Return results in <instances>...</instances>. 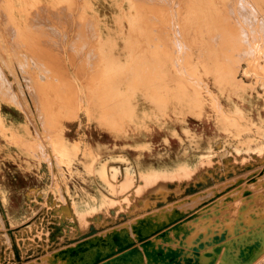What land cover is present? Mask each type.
I'll return each mask as SVG.
<instances>
[{
    "label": "rangeland",
    "instance_id": "1",
    "mask_svg": "<svg viewBox=\"0 0 264 264\" xmlns=\"http://www.w3.org/2000/svg\"><path fill=\"white\" fill-rule=\"evenodd\" d=\"M0 1V25L8 21L11 28L0 27V264H264V0H214L216 15L190 38L180 33L187 0H139L136 9L156 11L152 28L164 27L161 39H169L160 54L196 92L200 107L153 110L144 91L123 102L131 107L121 119L100 112L110 102L99 91L114 72L113 54L138 46L126 37L131 20L123 18L126 30L119 31L113 0H75L85 5L83 17L66 12L68 0ZM150 34L131 32L139 40ZM227 34L238 47L222 45ZM169 41L174 53L164 46ZM1 44L9 47L7 57ZM227 47L238 50L224 55ZM210 50L212 58L235 64L236 84L222 73L213 77V59L210 67L202 63Z\"/></svg>",
    "mask_w": 264,
    "mask_h": 264
},
{
    "label": "bare ground",
    "instance_id": "2",
    "mask_svg": "<svg viewBox=\"0 0 264 264\" xmlns=\"http://www.w3.org/2000/svg\"><path fill=\"white\" fill-rule=\"evenodd\" d=\"M13 1V0H12ZM32 1V0H31ZM114 2H113V5H114V8L116 7V9L118 10V18H119V23H118V28H119V31L121 32V33H123L126 29H124V27H125V25L122 23V19L123 18H126V19H128V21H130V22H132L131 23V26L129 27V29H128V32H130V35H126V37H128V39L130 38V39H132V38H134L135 40H132L133 42L132 43H136L137 44V46L138 47H136V48H133V49H131L130 51L126 48V52H124V50H122V52L120 53V52H116V53H114L113 54V58L115 59V64L113 65V67L115 66V68H114V72L113 73H111V74H108V75H106V77L104 76L103 78H106V81H104V83H103V86H101V87H103L102 89V91L100 92L99 91V93H100V95H101V97L103 96V98L105 97V99L104 100H106V97H108L107 99H109L108 101H107V103H109L110 102V104H108L109 106L108 107H106L105 105L103 106V109H101V111L100 112H107L108 114L110 113V115H113V117H117V118H119V119H121V118H123L124 116L123 115H125V113H127L129 110H130V107L129 106H127L126 104H123V102H126L127 100V98H128V96L130 95V97L131 96H133V97H135V96H137V94L139 93V94H142L144 91V94L145 95H147V96H149L148 97V99L151 101V103H152V105H151V107H152V109L154 110V108H153V106L155 107V110H157L156 108L158 107V108H165V110L167 111V110H169V109H171V110H173V111H175V110H177V109H181V107H182V105H184V104H186V103H190V105H192V107L191 108H194V107H200V104H199V102H200V100L198 99V100H196L195 98H194V96L196 95V92L195 91H193V90H191V89H189V88H187V86L185 85V84H183V82L181 81V79H180V77H181V75L177 72L178 70H176V68H175V66H174V64L172 63V61H170V60H167V58H164L163 57V55L162 54H160V53H163V52H161L162 50H160L159 48H160V44H165V42L167 41V40H169L168 39V37L167 36H164L165 38H164V40L163 39H161V36H162V33H163V31H165L164 30V27H162V26H157L156 27V29L154 28H152V26L154 25V21H153V17H152V15H154V13H155V16H156V11L154 12L152 9H150V10H148V9H143V10H139V9H136L135 8V6H136V4H141L140 2H139V0H113ZM140 1H142V0H140ZM144 2L146 1V0H143ZM150 1V0H149ZM153 1H156V0H153ZM160 1H162V0H160ZM159 1V2H160ZM179 1V0H178ZM181 1H183V0H181ZM222 1V0H221ZM230 1V0H229ZM241 1V0H240ZM253 1V0H252ZM257 1H259V0H257ZM1 2V1H0ZM4 2H6V0L4 1ZM4 2H2V3H4ZM35 2V1H34ZM80 2V1H79ZM157 2V1H156ZM158 2V3H159ZM187 3H186V5L188 6V5H190L191 4V7H189L188 8V10H185V11H182L183 13V15H184V12H185V15L184 16H181V17H184L183 19H181L180 18V23H181V28H180V33H182L181 34V36H185V37H187L188 35H189V33L191 32V31H194V30H200L199 32H198V34H200V32H202L201 31V23H203V22H205L206 23V21L207 22H209L208 20H212L213 19V17L216 15L215 13H216V10H215V8L213 7L214 5H213V2H214V0H187L186 1ZM254 2V1H253ZM28 3H29V1H28ZM143 3V2H142ZM168 3V2H167ZM231 3V2H230ZM234 3H235V1H234ZM26 4V3H25ZM35 4V3H34ZM145 4V3H144ZM143 4V5H144ZM156 4V3H155ZM154 4V5H155ZM172 4H173V2H172ZM178 4V3H177ZM185 4V3H184ZM216 4H219V3H217L216 2ZM5 5H7V3L6 4H4V6ZM32 5H33V3H32ZM41 5V4H40ZM46 5V4H45ZM62 5V4H61ZM152 5V4H151ZM162 5V4H161ZM242 5V4H241ZM250 5H252V4H250ZM254 5H256V3L254 4ZM258 5V4H257ZM21 6V5H20ZM26 6V5H25ZM141 6V5H140ZM158 6V5H157ZM182 6V5H181ZM217 6V5H216ZM226 6V5H225ZM238 7H239V5H237ZM41 7V6H40ZM46 7V6H45ZM66 7H67V9H65L66 10V12L68 13V14H72V15H78V16H84V14H85V12H86V9H85V5L83 4V3H78L77 1H75V0H68V2H67V4H66ZM65 7V8H66ZM131 7H134L135 8V11L133 12V11H130L132 8ZM154 7H156V5L154 6ZM178 7V6H177ZM176 7V8H177ZM219 7V6H218ZM242 7H243V5H242ZM253 7V6H252ZM260 7V6H259ZM2 9H4L3 7H1ZM8 8V7H7ZM32 8H33V6H32ZM41 8H43V7H41ZM133 8V9H134ZM256 9H258V7H255ZM254 8V9H255ZM187 9V8H186ZM227 9V8H226ZM238 9H240L241 10V8H238ZM245 9V8H244ZM255 9V10H256ZM6 10L7 9H5V12H6ZM30 10V9H29ZM39 10H41V9H39ZM47 10V9H46ZM45 10V11H46ZM50 10V9H49ZM59 10H60V8H59ZM61 10H63V9H61ZM158 10H160V9H158ZM250 10H252V9H250ZM33 11V10H32ZM44 10H43V12H45ZM51 11H53V10H51ZM170 11V10H169ZM223 11V10H222ZM225 11V10H224ZM228 11V10H227ZM258 11H261V10H258ZM4 12V11H3ZM36 12V11H35ZM62 13H64L63 11H61ZM133 12V13H132ZM161 12V11H160ZM159 11H158V13H160ZM232 12V11H231ZM242 12V11H241ZM2 13V10H0V14ZM9 13V12H8ZM40 13V12H39ZM42 13V12H41ZM40 13V14H41ZM47 13H50V12H47ZM47 13H45L46 14V17L48 16L47 15ZM55 13H56V10H55V12H54V15H55ZM67 13H65V14H67ZM219 13V12H218ZM254 13V12H253ZM263 13V12H262ZM7 14V13H6ZM50 14H53L52 12L50 13ZM58 14H60V13H58ZM64 14V16H66ZM175 14V13H174ZM177 14V13H176ZM181 14V13H180ZM36 15V14H35ZM39 15V14H38ZM132 15V16H131ZM160 15H162V13H160ZM160 15H159V17H160ZM224 15V14H223ZM232 15V14H231ZM244 15V14H243ZM251 15V14H250ZM253 15V14H252ZM1 17H2V15H0ZM3 16H4V14H3ZM12 16V15H11ZM37 16V15H36ZM43 16H45L44 14H43ZM56 16V15H55ZM58 16V15H57ZM70 17H72L71 15H69ZM175 16V15H174ZM179 16V15H178ZM230 16V15H229ZM236 16H238V14L236 15ZM5 17H7L6 15H5ZM4 17V18H5ZM42 17V16H41ZM45 17V18H46ZM62 17V16H61ZM171 17V16H170ZM180 17V16H179ZM228 17V16H227ZM226 17V18H227ZM10 18V17H9ZM9 18H8V20H9ZM43 18L44 17H42V19L41 20H43ZM58 18V17H57ZM65 18V17H64ZM81 18V17H80ZM225 18V17H224ZM3 19V18H2ZM6 19V18H5ZM4 19V20H5ZM13 20H14V18H12ZM33 19V18H32ZM48 19V18H47ZM49 19H50V16H49ZM48 19V22L49 21H51V19L49 20ZM62 19L63 18H61V21H62ZM71 19H73V17L71 18ZM70 19V20H71ZM75 19V18H74ZM88 19V18H87ZM205 19V20H204ZM219 19V18H218ZM228 19V18H227ZM231 19V18H230ZM12 20V21H13ZM29 20H31V19H29ZM40 20V19H39ZM38 20V21H39ZM55 20V19H54ZM76 20H77V18H76ZM158 20H159V18H158ZM162 20V19H161ZM174 20H175V18H174ZM179 20V19H178ZM240 20H242V19H240ZM251 20V19H250ZM2 21V20H1ZM5 21H7V20H5ZM33 21H34V19H33ZM38 21H36V22H38ZM53 21V20H52ZM51 21V22H52ZM60 21V20H59ZM65 21V20H64ZM63 21V22H64ZM69 21V20H68ZM90 21V20H89ZM162 21H164V20H162ZM182 21V22H181ZM186 21H187V23L189 22V23H191V26H187V24H186ZM217 21V20H216ZM252 21H254V20H252ZM8 22V21H7ZM7 22H5V23H1V25L2 24H8ZM28 22H30V21H28ZM42 23H44L43 21H41ZM73 22V21H72ZM88 22V21H87ZM86 22V23H87ZM159 22V21H158ZM212 22V21H211ZM35 23V22H34ZM40 23V22H39ZM53 23V22H52ZM54 23H56V22H54ZM58 23V22H57ZM56 23V24H57ZM65 23V22H64ZM77 23V22H76ZM92 22H90V24H91ZM128 23V22H127ZM141 23H144V24H141ZM147 23H149L148 25H147ZM177 23V22H176ZM179 23V24H180ZM219 23V22H218ZM234 23V22H233ZM11 24H14V23H11ZM28 24V23H27ZM50 24V23H49ZM56 24H54V25H56ZM60 24V23H59ZM63 24V23H62ZM161 24H162V22H161ZM220 24V23H219ZM239 24V23H238ZM1 25H0V27H1ZM30 25H32V24H30ZM43 25V24H42ZM46 25V24H45ZM64 25V24H63ZM67 25V24H66ZM65 25V26H66ZM83 25V24H82ZM87 25V24H86ZM85 25V26H86ZM89 25V24H88ZM133 25V26H132ZM157 25V24H156ZM155 25V26H156ZM163 25H165L166 26V24H163ZM171 25V24H170ZM206 25V24H205ZM221 25V24H220ZM235 25V24H234ZM7 26V25H6ZM5 26V27H6ZM37 26V25H36ZM59 25H57L56 27H58ZM176 26V25H175ZM179 26V25H178ZM194 28H193V27ZM207 26V25H206ZM214 26V25H213ZM215 26H216V24H215ZM225 26V25H224ZM231 26V25H230ZM229 26V27H230ZM4 27V28H5ZM8 27H9V24H8ZM38 27H39V25H38ZM43 27H44V25H43ZM52 27V26H51ZM64 27V26H63ZM79 27H81L80 25H79ZM88 27H91V26H88ZM93 27V26H92ZM154 27V26H153ZM226 27V26H225ZM249 27V26H248ZM3 28V27H2ZM7 28V27H6ZM6 28H5V30H6ZM10 28V27H9ZM8 28V29H9ZM13 28L14 27H12V30H13ZM41 28V27H40ZM59 28H61V27H59ZM94 28V27H93ZM176 28V27H175ZM204 28V27H203ZM216 28V27H215ZM223 27L221 26V29H222ZM234 28H235V26H234ZM243 28V27H242ZM15 29V28H14ZM17 29V28H16ZM48 29H53V28H47L46 30L48 31ZM58 29V28H57ZM66 29V28H65ZM69 29V28H68ZM82 29H84L83 27H82ZM88 29V28H87ZM145 30L147 33H153L154 34V32L157 34V36L155 37V36H152L151 34L150 35H147V38H146V40L144 41V40H139L140 38H143V36H138L137 37V35H131V32H138V31H142V30ZM170 29H172V28H170ZM207 29V28H206ZM217 29V28H216ZM219 29H220V27H219ZM219 29H218V31H219ZM220 29V31H225V29L224 30H221ZM240 29V28H239ZM10 30H11V28H10ZM53 30H55V28L53 29ZM70 30H71V28H70ZM79 30V29H78ZM85 30V29H84ZM89 30H92V29H89ZM169 30V29H168ZM210 29L208 28V31H209ZM213 30V29H212ZM231 30V29H230ZM241 30V29H240ZM239 30V31H240ZM15 31V30H14ZM14 31L12 32V31H10L9 33H8V36H9V34L11 33V35H12V33H14ZM20 31V30H19ZM23 31V30H22ZM46 31V32H47ZM50 31H52V30H50ZM50 31H48V33L50 32ZM59 31V30H58ZM62 31V30H61ZM76 31V30H75ZM81 31V30H80ZM101 30H99V32H100ZM108 31H111V30H108ZM219 31V32H220ZM229 31V30H228ZM8 32V31H7ZM18 32V31H17ZM32 32H33V30H32ZM36 32V31H35ZM94 32V31H93ZM103 32V31H102ZM216 32V31H215ZM234 32H236V30H234ZM42 33V32H41ZM62 33H63V31H62ZM90 33V32H89ZM126 33V32H125ZM164 33H166L167 34V31H165ZM206 33H208V32H206ZM213 33H214V30H213ZM227 33V32H226ZM232 33V32H231ZM5 34H7V33H5ZM23 34V33H22ZM29 34H31V33H29ZM50 34V33H49ZM59 34V33H58ZM78 34H80V33H78ZM165 34V35H166ZM191 34V33H190ZM195 34H197V33H195ZM209 34H211V33H209ZM215 34V33H214ZM218 33H216V35H217ZM221 34V33H220ZM223 34V33H222ZM15 35H17L16 34V32H15ZM51 35H54V31H53V34H50V36ZM62 35H64V33L62 34ZM66 35V34H65ZM87 35V34H86ZM92 35V34H91ZM206 35H208V34H206ZM232 35H233V33H232ZM241 35V34H240ZM4 36V35H3ZM7 36V37H8ZM28 36V35H27ZM49 36V38L50 39H52L51 37ZM57 36H59V35H57ZM61 36V35H60ZM67 36H68V34H67ZM72 36V35H71ZM173 36V35H172ZM203 36V35H202ZM202 36H200V37H202ZM221 36V35H220ZM237 36V35H236ZM244 36V35H243ZM7 37H5V39L7 38ZM11 37V39L13 38V36H10ZM22 37V36H21ZM45 37V36H44ZM48 37V36H47ZM54 37V36H53ZM55 37H56V34H55ZM63 37V36H62ZM65 37V36H64ZM91 37V36H90ZM121 37H125V36H121ZM189 37V36H188ZM224 37V39H223V43H222V45H225V43L227 44V45H231V46H235L236 45V43L235 42H237V40L236 39H232V37L233 36H231V35H228L227 34V38L225 37V36H223ZM238 37V36H237ZM1 38V37H0ZM48 38V39H49ZM61 38V37H60ZM70 38V37H69ZM82 38H84V37H82ZM82 38H80V39H82ZM95 38H97V37H95ZM110 38V37H109ZM137 38H139V39H137ZM190 38V37H189ZM193 38H195V37H193ZM214 38H215V36H214ZM218 38V37H217ZM221 38H222V36H221ZM226 38V39H225ZM234 38V37H233ZM241 38V37H240ZM8 39H10V38H8ZM16 39H17V37H16ZM56 39H59V37H57ZM65 39V38H64ZM74 39V38H73ZM76 39V38H75ZM92 39V38H91ZM94 39V38H93ZM98 39V38H97ZM97 39H95V40H97ZM112 39V38H111ZM196 39V38H195ZM232 39V40H231ZM14 40V39H13ZM41 41H43L42 39H40ZM61 40V39H60ZM85 40H87V39H85ZM90 40V39H89ZM95 40H93V42L95 41ZM114 40V39H113ZM110 41V40H98L100 43H106V45H107V43H111V42H116V41ZM221 39H219V42H221L220 41ZM236 40V41H235ZM241 40H243V39H241ZM245 40V39H244ZM3 41H4V38H3ZM6 41H10V40H6ZM16 40H14V42H15ZM22 41V40H21ZM45 41V40H44ZM56 40H54V41H52V42H55ZM72 41V40H71ZM83 41V40H82ZM92 41V40H91ZM124 41H128V42H125V44H128L129 43V40H124ZM204 41V40H203ZM211 41V40H210ZM13 41H11V43H12ZM12 43L13 45L15 44V43ZM17 42H18V40L16 41V44H17ZM51 41H49V43H46V45H48V44H50V45H53V44H51L50 43ZM61 42H63V41H61ZM65 42V41H64ZM74 42V41H73ZM79 42V41H78ZM161 42V43H160ZM177 42V41H176ZM214 42V41H213ZM218 42V43H219ZM3 43H5V42H3ZM8 43V46L10 45L11 46V43H9V42H7ZM21 43V42H20ZM19 43V45H21ZM33 43V42H32ZM40 43H42V42H40ZM56 43H58V42H56ZM72 43V42H71ZM70 43V44H71ZM95 43V45H96V42H94ZM98 43V42H97ZM139 43H142L141 44V46L140 45H138ZM189 43H190V41H189ZM194 43V42H193ZM211 43H212V41H211ZM215 43H216V41H215ZM217 43V44H218ZM16 44H15V46H16ZM77 44V43H76ZM167 44V43H166ZM169 45H164L165 47H170L171 49H168V50H171V51H173V48H175V46H173V41L171 42V41H169V43H168ZM186 44V43H185ZM195 44V43H194ZM2 45V47H3V44H1ZM5 45V47H7L6 46V44H4ZM13 45H12V48L14 49V48H17V47H13ZM29 45V44H28ZM37 45V44H36ZM49 45V46H50ZM69 45V44H68ZM83 45V44H82ZM88 45H89V42H88ZM98 45V44H97ZM112 45H114V44H112ZM193 45V44H192ZM196 45V44H195ZM195 45H193V46H195ZM211 45H214V44H211ZM216 45V44H215ZM22 46V45H21ZM31 46V45H30ZM38 46H39V44H38ZM42 46H43V44H42ZM45 46V45H44ZM64 46V45H63ZM72 46V45H71ZM80 47H81V45H79ZM136 45H134L133 47H135ZM192 46V47H193ZM204 46V45H203ZM210 46V45H209ZM217 46V45H216ZM237 46V45H236ZM5 47H3V49L5 48ZM23 47V46H22ZM55 47V46H54ZM85 47H87V46H85ZM92 47H93V44H92ZM124 47H127V45L126 46H124ZM191 47V48H192ZM214 48H215V46H213ZM220 47V46H219ZM222 47V46H221ZM238 47V46H237ZM241 47V46H240ZM9 48V47H8ZM8 48H5V50H4V52L5 51H7L8 50ZM11 48V47H10ZM11 48V49H12ZM42 48V47H41ZM50 48V47H49ZM56 48V47H55ZM74 48V47H73ZM94 48H97V47H94ZM93 48V49H94ZM104 48V47H103ZM139 48H143L141 51L142 52H139ZM163 48V47H162ZM185 48V47H184ZM228 48V47H227ZM230 48V47H229ZM228 48V49H229ZM235 49H236V47H234ZM242 48V47H241ZM2 49V48H1ZM2 49V50H3ZM7 49V50H6ZM36 49V48H35ZM54 49V48H53ZM58 49V48H57ZM72 49V48H71ZM76 49V48H75ZM78 49V48H77ZM92 49V48H91ZM164 49V48H163ZM165 49H167V48H165ZM197 49V48H196ZM202 49H204V48H202ZM208 49V48H207ZM212 49V48H211ZM219 49V48H218ZM221 49V48H220ZM227 49V51L225 52V50H224V55H227L229 52L228 51H230V49L228 50ZM235 49H232V50H235ZM240 49V48H239ZM243 49V48H242ZM39 50H40V48H39ZM51 50V49H50ZM55 50V49H54ZM84 50V49H83ZM88 50V49H87ZM97 50H98V48H97ZM191 50V49H190ZM192 50H193V48H192ZM214 50V49H213ZM232 50L230 51V52H232ZM236 50H238V49H236ZM236 50H235V52H236ZM246 50V49H245ZM52 51V50H51ZM58 51V50H57ZM57 51H54V52H57ZM63 51V50H62ZM62 51H60V53H62ZM86 51V50H85ZM93 51H95L96 52V50H93ZM101 51V50H100ZM117 51V50H116ZM170 51V52H171ZM176 51V50H175ZM202 51V50H201ZM215 51H217L216 49H215ZM214 51V52H215ZM242 51V50H241ZM240 51V52H241ZM35 52V51H34ZM44 52V51H43ZM84 52V51H83ZM87 52V51H86ZM95 52H92V53H95ZM144 52V53H143ZM199 52V51H198ZM220 52H223V51H221L220 50ZM239 52V51H238ZM246 52V51H245ZM7 53H9V52H7ZM12 54L14 53V52H11ZM17 53V52H16ZM51 52L49 51V54H50ZM53 53V52H52ZM64 53V52H63ZM81 53H82V48H81ZM88 53V52H87ZM173 53H174V51H173ZM206 53V52H205ZM212 53V51L210 50V51H207V57L206 58H204L203 59V62L202 63H205V65L206 66H208V67H210V65H211V62H212V59L214 60L213 61V65H212V67H211V72L212 73H215L214 75H213V77L214 78H216V79H218L217 77H219V73H222V75H223V77L224 78H226V79H228V81L229 82H231L232 84H236L235 82H234V80H235V76H233L232 75V72L234 71V68L235 67H233V65H235L234 63L233 64H231V63H229V64H231V65H229V64H224L225 63V59L222 57L221 59H220V55H218L217 54V56H215V57H211L210 56V54ZM227 53V54H226ZM242 53V52H241ZM241 53H240V55H241ZM33 54H35V53H33ZM89 54V53H88ZM98 54V53H97ZM101 54V53H100ZM105 54V53H104ZM167 54V53H166ZM197 54V53H196ZM216 53H214V55H215ZM231 54L232 53H230L229 55H230V57H231ZM7 54H6V52H5V56H6ZM48 55V54H47ZM53 55V54H52ZM68 55V54H67ZM187 55V54H186ZM223 55V54H222ZM236 55V54H235ZM239 55V56H240ZM1 56V55H0ZM8 56H9V54H8ZM36 56V55H35ZM42 56V55H41ZM49 56H51V55H49ZM58 56V55H57ZM61 56V55H60ZM62 56H64V55H62ZM75 56H77V55H75ZM91 56V55H90ZM89 56V57H90ZM93 56V55H92ZM97 56V55H96ZM122 56L124 57V59H125V61H124V63H121L120 61V59H122ZM165 57H166V55H164ZM168 56V55H167ZM172 56V55H171ZM202 56V55H201ZM3 57V56H2ZM7 57V56H6ZM30 57H31V54H30ZM43 57V56H42ZM54 57H55V54H54ZM174 57V56H173ZM181 57V56H180ZM224 57H227V56H224ZM232 57H233V54H232ZM231 57V58H232ZM236 57V56H235ZM240 57H242V55L240 56ZM49 58V57H48ZM47 58V59H48ZM57 58V57H56ZM55 58V59H56ZM80 59H82L81 57H79ZM79 58H77V59H79ZM182 58V57H181ZM187 58V57H186ZM208 58H211V59H209L208 60ZM228 58H229V56H228ZM237 58H238V56H237ZM15 59V58H14ZM60 59V58H59ZM89 59H91V58H89ZM104 59V58H103ZM114 59H113V61H114ZM179 59V58H178ZM232 59H234V58H232ZM239 59V58H238ZM237 59V60H238ZM11 60H13L12 58H11ZM61 60V59H60ZM62 60H63V58H62ZM83 60V59H82ZM97 60V62L99 61L98 59H96ZM181 60V59H180ZM196 60V59H195ZM208 60V61H207ZM230 60V59H229ZM53 60H51L50 62H52ZM57 61H59L58 59H57ZM109 61H111V60H109ZM131 61H132V65H131ZM15 62H17V61H15ZM49 62V61H48ZM63 61H61V63H62ZM71 62V61H70ZM84 62V61H83ZM93 62H94V60H93ZM96 62V61H95ZM118 62V63H117ZM188 62V61H187ZM239 62V61H238ZM11 63V62H10ZM34 63V62H33ZM79 63V62H78ZM91 63V62H90ZM100 63V62H99ZM110 63V62H109ZM112 63V62H111ZM186 63V62H185ZM184 63V64H185ZM199 63V62H198ZM226 63H227V61H226ZM35 64V63H34ZM48 64V63H47ZM52 64V63H51ZM55 64V63H54ZM52 65V67L53 66H55V65H58V64H60V63H58L57 62V64H55V65ZM80 64V63H79ZM82 64V63H81ZM92 64V63H91ZM113 64V63H112ZM117 64V65H116ZM176 64V63H175ZM196 64V63H195ZM33 65V64H32ZM39 65V64H38ZM49 65V64H48ZM62 65V64H61ZM77 65V64H76ZM187 65V64H186ZM197 65V64H196ZM45 66V65H44ZM60 66V65H59ZM93 66H94V64H93ZM185 66V65H184ZM191 66V65H190ZM63 67H66V65L65 66H63ZM75 67V66H74ZM94 67H96V66H94ZM94 67H92V68H94ZM177 67V66H176ZM49 68V67H48ZM54 68V67H53ZM52 68V69H53ZM61 68V67H60ZM86 68V67H85ZM91 68V67H90ZM100 68V67H99ZM188 68V67H187ZM207 68V67H206ZM56 69H58V68H56ZM106 69V68H105ZM194 69V68H193ZM65 70V69H64ZM97 70H98V68H97ZM182 70V69H181ZM202 70V69H201ZM209 70V69H208ZM43 71V70H42ZM53 71H54V69H53ZM61 71V70H60ZM75 71V70H74ZM81 70H79V72H80ZM88 71H90V70H88ZM100 71V70H99ZM192 71V70H191ZM203 71V70H202ZM48 72V71H47ZM78 72V73H79ZM92 72V71H91ZM95 72V71H94ZM102 72V68H101V71L99 72V73H101ZM106 72V71H105ZM208 72V71H207ZM45 73V72H44ZM64 73V72H63ZM82 73V72H81ZM194 73V72H193ZM206 73V72H205ZM210 73V72H209ZM26 74V73H25ZM59 74V73H58ZM60 74H62V73H60ZM80 74V73H79ZM191 74V73H190ZM208 74V73H207ZM83 75V74H82ZM96 75H98V74H96ZM103 75V74H102ZM212 75V74H211ZM36 76V75H35ZM62 76V75H61ZM78 76V75H77ZM86 76V75H85ZM95 76V75H94ZM100 76V75H99ZM98 76V77H99ZM206 76V75H205ZM27 77V76H26ZM41 77V76H40ZM43 77V76H42ZM58 77V76H57ZM60 77V76H59ZM62 77H64V75L62 76ZM61 77V78H62ZM66 77V76H65ZM65 77H64V79H65ZM79 77V76H78ZM27 78H29V77H27ZM189 78V77H188ZM203 78H204V76H203ZM52 79V78H51ZM95 79H96V77H95ZM99 79V78H98ZM101 79V78H100ZM186 79V78H185ZM91 80V79H90ZM104 80V79H103ZM103 80H102V82H103ZM89 81V80H88ZM93 81V80H92ZM91 81V82H92ZM96 81V80H95ZM195 81H196V79H195ZM47 82V81H46ZM56 82V81H55ZM75 82V81H74ZM90 82V81H89ZM100 82V81H99ZM191 82V81H190ZM31 84H32V82H30ZM62 83V82H61ZM29 84V83H28ZM55 84H57V83H55ZM59 84V83H58ZM66 84V83H65ZM73 84V83H72ZM88 84V83H87ZM99 84V83H98ZM102 84V83H101ZM42 85V84H41ZM51 85H53V84H51ZM30 86V85H29ZM50 86V85H49ZM55 86V85H54ZM73 86V85H72ZM88 87H89V85H87ZM95 85L93 84V87H94ZM99 86H100V84H99ZM98 86V87H99ZM202 86V85H201ZM36 87V86H35ZM57 89H58V87L57 86H55ZM68 87V86H67ZM96 88V87H95ZM61 89V86H60V88H59V90ZM69 89H71V88H69ZM93 89V88H92ZM99 89V88H98ZM97 89V90H98ZM101 89V88H100ZM31 90H32V88H31ZM62 90V89H61ZM65 90H66V88H65ZM64 90V91H65ZM33 91V90H32ZM31 91V92H32ZM46 91V90H45ZM74 91V90H73ZM76 92H77V89L75 90ZM90 91V90H89ZM93 91V90H92ZM92 91H91V93H92ZM63 92V91H62ZM75 92V93H76ZM96 92H98V91H96ZM95 92V93H96ZM198 92V91H197ZM38 93V92H37ZM62 94V93H61ZM60 94V95H61ZM72 94V93H71ZM74 94V93H73ZM93 94V93H92ZM34 95H35V93H34ZM38 95V94H37ZM40 95V94H39ZM44 95H46V94H44ZM59 95V94H58ZM60 95H59V97H60ZM76 95V94H75ZM95 95V94H94ZM93 95V96H94ZM99 95V94H98ZM144 95V96H145ZM48 96V95H47ZM38 98L39 97H41V96H37ZM35 98V97H34ZM97 98V97H96ZM99 98V97H98ZM132 98V97H131ZM37 99V98H36ZM65 99H66V97H65ZM93 99V98H92ZM99 99H102V98H99ZM117 100L116 101V103L113 105V102H111V101H113V100ZM38 100H40V99H37V101ZM45 101V100H44ZM95 101V100H94ZM103 101V100H102ZM39 102V101H38ZM49 102V101H48ZM98 102V101H97ZM115 102V101H114ZM40 103H42V102H39V104ZM46 103V102H45ZM63 103V102H62ZM127 103H128V101H127ZM38 104V103H37ZM96 104V103H95ZM100 104V103H99ZM101 104H103V103H101ZM44 105V104H43ZM134 105H136V104H134ZM42 106V105H41ZM66 106V105H65ZM96 106V105H95ZM39 107H40V105H39ZM47 107V106H46ZM105 107V108H104ZM213 107V106H212ZM82 108H84V107H82ZM159 110H163V109H159ZM48 111V110H47ZM217 111H219V110H217ZM99 113V112H98ZM101 114V113H100ZM106 114V113H105ZM134 114V113H133ZM128 115V114H127ZM55 116V115H54ZM130 116V115H129ZM132 116V115H131ZM107 117V116H106ZM105 117V118H106ZM99 118H100V116H99ZM129 118V117H128ZM141 119V118H140ZM88 120V119H87ZM123 120V119H122ZM98 121V120H97ZM115 121V120H114ZM113 121V122H114ZM128 121V120H127ZM129 121H131V120H129ZM106 122H107V120H106ZM111 123H112V121H111ZM114 124H116V123H114ZM108 125V124H107ZM117 126H118V124H116ZM113 127H114V125H112ZM117 126H115V129H116V127ZM122 126V125H121ZM120 127V126H119ZM119 129V128H118ZM121 129V128H120ZM114 130V129H113ZM75 143V142H74ZM134 144V143H133ZM73 145V144H72ZM198 212V211H197ZM203 212V211H202ZM196 213V212H195ZM194 213V214H195ZM196 214H198V213H196ZM200 214V213H199ZM198 214V215H199ZM193 216V215H192ZM189 217L190 216H188V219H189ZM187 219V220H188ZM190 219L192 220V218L190 217ZM186 220V221H187ZM221 230V229H220ZM163 231V230H162ZM213 232H215L214 230H213ZM156 237L157 236H160L159 234H154ZM155 236H153V238H155ZM147 238V237H146ZM152 239V236H149V238H147V239ZM216 239V238H215ZM240 239H242V238H240ZM216 240H218V238L216 239ZM219 242V241H218ZM240 242V241H239ZM239 242L237 243V242H233V243H237V246H238V244H239ZM232 243V242H231ZM212 244V243H211ZM216 243H214V245H215ZM214 245H212V246H214ZM222 245V244H221ZM240 245H242V244H240ZM239 245V246H240ZM209 246V245H208ZM243 248H244V246H242ZM240 248H241V246H240ZM211 250H215V249H217V248H214L213 247V249L212 248H210ZM230 249V248H229ZM210 250V251H211ZM231 250V249H230ZM212 252V251H211ZM204 254V253H203ZM202 254V255H203ZM227 254V253H226ZM230 254H232V252H230ZM115 255H116V253H115ZM119 254H117L116 255V258H117V256H118ZM240 255V254H239ZM239 255H236V256H239ZM242 255H244V254H242ZM121 256H122V254H121ZM227 256H229V254L227 255ZM235 256V257H236ZM245 256V255H244ZM204 257H206V256H204ZM222 257H223V255H222ZM225 257V256H224ZM232 256H230V258H231ZM121 258V257H120ZM217 258V257H216ZM229 258V257H228ZM238 258V260H239V257H237ZM237 258H235V260L237 259ZM244 258V257H243ZM248 258V257H247ZM111 259H112V257H111ZM110 258H109V261L111 260ZM194 259V258H193ZM215 259V258H214ZM222 259V258H221ZM113 260L116 262V260L113 258ZM113 260H111L110 262L111 263H113L112 261ZM120 260H122V259H120ZM119 260V261H120ZM206 260V259H205ZM219 260V259H218ZM225 260V259H224ZM246 260V259H245ZM117 261H118V258H117ZM199 261H201V260H199ZM213 261V260H212ZM215 261V260H214ZM221 261V260H220ZM240 261V260H239ZM243 261V260H242ZM248 261V260H247ZM193 262V261H192ZM203 262V261H202ZM201 262V263H202ZM244 262V261H243ZM103 263H105V262H103ZM102 263V264H103ZM194 263V262H193ZM200 262H198V264H199ZM205 263H208V261L207 262H205ZM210 263V262H209ZM218 263V262H217ZM106 264H108V261H107V263ZM187 264H190V263H187ZM192 264V263H191ZM194 264H196V263H194ZM202 264H204V262L202 263ZM213 264V263H212ZM237 264V263H236ZM263 264V263H262Z\"/></svg>",
    "mask_w": 264,
    "mask_h": 264
}]
</instances>
